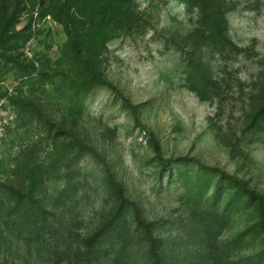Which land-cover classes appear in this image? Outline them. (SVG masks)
Listing matches in <instances>:
<instances>
[{"label":"rangeland","instance_id":"rangeland-1","mask_svg":"<svg viewBox=\"0 0 264 264\" xmlns=\"http://www.w3.org/2000/svg\"><path fill=\"white\" fill-rule=\"evenodd\" d=\"M0 264H264V0H0Z\"/></svg>","mask_w":264,"mask_h":264},{"label":"trees","instance_id":"trees-1","mask_svg":"<svg viewBox=\"0 0 264 264\" xmlns=\"http://www.w3.org/2000/svg\"><path fill=\"white\" fill-rule=\"evenodd\" d=\"M68 28H69V27L66 25V30H67V31H69ZM222 39H223L222 41L224 42V43H223L224 46H226V47H231V46H232V44L230 43V40H229L228 38H226V37L223 36ZM193 69H194L195 71H197V72H198V71H199V72L202 71L201 68H200L198 65H195ZM258 119H260V118H258ZM261 120H262V119H261ZM261 120H258V121H261Z\"/></svg>","mask_w":264,"mask_h":264}]
</instances>
